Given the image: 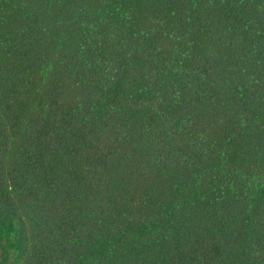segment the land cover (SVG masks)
Listing matches in <instances>:
<instances>
[{
	"label": "trees",
	"instance_id": "1",
	"mask_svg": "<svg viewBox=\"0 0 264 264\" xmlns=\"http://www.w3.org/2000/svg\"><path fill=\"white\" fill-rule=\"evenodd\" d=\"M0 264H264V0H0Z\"/></svg>",
	"mask_w": 264,
	"mask_h": 264
}]
</instances>
